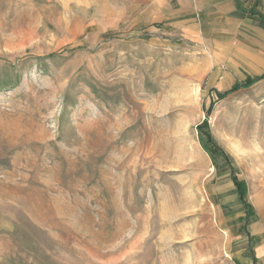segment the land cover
I'll use <instances>...</instances> for the list:
<instances>
[{"label":"rangeland","instance_id":"rangeland-1","mask_svg":"<svg viewBox=\"0 0 264 264\" xmlns=\"http://www.w3.org/2000/svg\"><path fill=\"white\" fill-rule=\"evenodd\" d=\"M146 6L0 0V264H234L230 186L264 228L263 71Z\"/></svg>","mask_w":264,"mask_h":264},{"label":"crops","instance_id":"crops-1","mask_svg":"<svg viewBox=\"0 0 264 264\" xmlns=\"http://www.w3.org/2000/svg\"><path fill=\"white\" fill-rule=\"evenodd\" d=\"M145 15L147 22L162 27H187L201 37L215 33L226 47L228 65L264 73V0H147ZM228 192L222 217L230 222L225 226L233 236L234 264H254V259L264 264V228H258L254 206L243 207L235 186ZM249 246L251 253L244 254Z\"/></svg>","mask_w":264,"mask_h":264},{"label":"trees","instance_id":"trees-1","mask_svg":"<svg viewBox=\"0 0 264 264\" xmlns=\"http://www.w3.org/2000/svg\"><path fill=\"white\" fill-rule=\"evenodd\" d=\"M260 25H264V23L262 21H260ZM264 78V73L259 75V76H253V77H246L245 79H243L242 81H238L236 83L233 84V86L226 90L225 93H229L232 92L233 90L239 89V88H245L250 86L251 84H253L254 82L260 80ZM234 183L238 186V183L234 180ZM241 193V192H240ZM250 253V252H249ZM248 253V254H249ZM252 256V255H251ZM254 264H255V259H254Z\"/></svg>","mask_w":264,"mask_h":264}]
</instances>
